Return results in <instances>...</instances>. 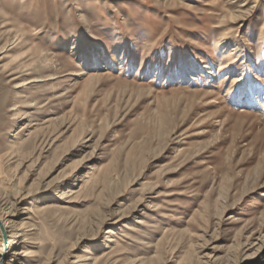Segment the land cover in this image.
<instances>
[{"label":"rangeland","instance_id":"obj_1","mask_svg":"<svg viewBox=\"0 0 264 264\" xmlns=\"http://www.w3.org/2000/svg\"><path fill=\"white\" fill-rule=\"evenodd\" d=\"M0 220V264H264V0H0Z\"/></svg>","mask_w":264,"mask_h":264},{"label":"bare ground","instance_id":"obj_2","mask_svg":"<svg viewBox=\"0 0 264 264\" xmlns=\"http://www.w3.org/2000/svg\"><path fill=\"white\" fill-rule=\"evenodd\" d=\"M7 226H6V224H3L2 223V220H0V233H1V236H2V239H3V246H5V237H7L8 235H7ZM2 253H3V250H2ZM1 253V254H2ZM12 254H16V252H14V253H12Z\"/></svg>","mask_w":264,"mask_h":264}]
</instances>
